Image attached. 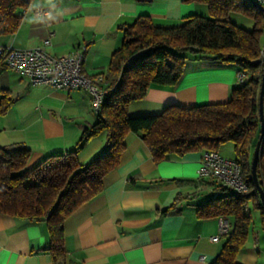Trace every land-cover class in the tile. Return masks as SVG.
I'll return each instance as SVG.
<instances>
[{
  "label": "crops",
  "instance_id": "obj_1",
  "mask_svg": "<svg viewBox=\"0 0 264 264\" xmlns=\"http://www.w3.org/2000/svg\"><path fill=\"white\" fill-rule=\"evenodd\" d=\"M202 9L183 0H31L20 11L18 30L1 36L0 46L43 48L55 56L83 51L84 73L107 75L111 56L123 43L124 28L139 16L171 27ZM193 58L197 63L187 60L177 86L151 87L144 99L130 104L128 114L157 115L172 105L228 102L232 90L241 86L240 65L203 55ZM4 93L12 102L0 113V147L25 146L31 150L30 167L74 150L83 130L99 120L93 95L82 88L33 86L28 77L7 68L0 73V102ZM105 138H91L79 151V161L87 163L102 151ZM126 145L119 166L103 180L104 191L66 219L65 264H211L226 238L211 240L218 235L219 217L199 216V207L221 195L213 182L198 178L203 152L156 163L141 136L129 134ZM234 155V145L227 143V159ZM260 222L253 223L237 257L241 264H264ZM49 245L46 222L0 214V264H54Z\"/></svg>",
  "mask_w": 264,
  "mask_h": 264
},
{
  "label": "trees",
  "instance_id": "obj_2",
  "mask_svg": "<svg viewBox=\"0 0 264 264\" xmlns=\"http://www.w3.org/2000/svg\"><path fill=\"white\" fill-rule=\"evenodd\" d=\"M31 0H0V37L15 33L23 21L20 11ZM151 1V0H138ZM204 4L208 15L193 14L178 26H158L147 15L124 28L121 47L110 60L106 76L109 86L96 124L85 128L76 148L53 154L30 167L31 150L21 144L0 147V214L30 222H46L48 251L54 264H65L64 223L82 205L104 191V178L120 164L127 136H141L153 160L161 163L191 152L216 151L234 145L235 158L248 186L245 192L217 186L220 196L199 207L200 217H232V231L225 237L221 253L211 264H241L237 257L253 226V205L264 212L260 193L252 178V159L261 134L260 96L264 74L261 45L264 10L251 0H183ZM232 13L255 22L246 30L230 20ZM188 53L209 56L222 63H238L247 80L232 90L226 103L184 108L168 106L162 113L130 116L131 103L144 99L151 87L177 86L186 69ZM7 69L0 57V73ZM12 100L4 93L0 113ZM105 134L102 151L89 162L78 153L93 137ZM257 173L264 190V141ZM169 210L165 211V213Z\"/></svg>",
  "mask_w": 264,
  "mask_h": 264
},
{
  "label": "built area",
  "instance_id": "obj_3",
  "mask_svg": "<svg viewBox=\"0 0 264 264\" xmlns=\"http://www.w3.org/2000/svg\"><path fill=\"white\" fill-rule=\"evenodd\" d=\"M255 1L264 7V0ZM0 57H4L7 68L28 77L33 86H51L63 91L80 88L88 90L93 95L94 109L99 112L109 83L105 74L87 76L84 73L83 51L55 56L43 48L14 49L0 46ZM237 77L241 85L247 80L246 73L242 71H238ZM197 173L200 180H210L215 186L230 188L240 193L248 190L242 176L241 165L234 159L222 157L219 152L204 151ZM244 210L249 212V206H245ZM232 229L233 224L229 217H220L218 235L211 240L218 242ZM200 259L205 260V256H201Z\"/></svg>",
  "mask_w": 264,
  "mask_h": 264
},
{
  "label": "rangeland",
  "instance_id": "obj_4",
  "mask_svg": "<svg viewBox=\"0 0 264 264\" xmlns=\"http://www.w3.org/2000/svg\"><path fill=\"white\" fill-rule=\"evenodd\" d=\"M201 6L204 9L200 10L199 14L208 15V9H207L206 5L201 4ZM230 20L233 23H235L236 25H238V26H240V27H242V28H244L246 30H249V31L253 30L254 27H255L254 20H252L248 16H245V15H242V14H239V13H232L230 15ZM263 29H264V22H263ZM261 45H262V48L264 49V30H263V33L261 34ZM187 56H188V59H190L189 60L190 65H194V64L197 63L196 61H194L193 57L194 56H198V54L188 53ZM219 154L222 157L227 158V143L220 147ZM233 157H235V155L232 156V158H230V159H233ZM251 215H252V218H253V223L255 222V220H258L259 222L262 220L261 212L259 210H256L253 207L252 204H251ZM258 216H260V218Z\"/></svg>",
  "mask_w": 264,
  "mask_h": 264
},
{
  "label": "water",
  "instance_id": "obj_5",
  "mask_svg": "<svg viewBox=\"0 0 264 264\" xmlns=\"http://www.w3.org/2000/svg\"><path fill=\"white\" fill-rule=\"evenodd\" d=\"M254 3H256L261 9L264 10V7L258 4L255 0H251ZM260 116H261V134L260 138L256 144V148L253 154V159H252V178L254 180V183L260 193L261 201H262V206H263V212H264V190L259 184V178H258V173H257V167H258V162H259V157H260V152H261V147L262 143L264 141V74H263V79H262V86H261V96H260Z\"/></svg>",
  "mask_w": 264,
  "mask_h": 264
}]
</instances>
